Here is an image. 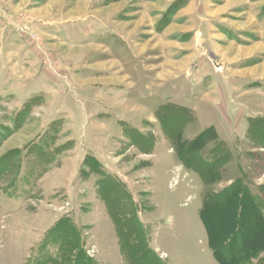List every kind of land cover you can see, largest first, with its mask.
<instances>
[{"label":"rangeland","instance_id":"rangeland-1","mask_svg":"<svg viewBox=\"0 0 264 264\" xmlns=\"http://www.w3.org/2000/svg\"><path fill=\"white\" fill-rule=\"evenodd\" d=\"M252 198L264 0H0V264H218Z\"/></svg>","mask_w":264,"mask_h":264},{"label":"trees","instance_id":"trees-1","mask_svg":"<svg viewBox=\"0 0 264 264\" xmlns=\"http://www.w3.org/2000/svg\"><path fill=\"white\" fill-rule=\"evenodd\" d=\"M235 192V190L230 192L232 195L231 197L234 199L236 194ZM224 200H226V196L224 197ZM210 204L213 203L206 200L204 201L203 206L200 209V219L206 229L208 245L212 251V255L218 264H264V230L261 232L262 234L260 233L258 237H255L254 240L252 239L253 243H255L253 247L250 246L251 243H249V245H247V243L239 244L238 250L228 248L225 243L224 245L217 246L216 243L222 241L220 239L221 233L214 237L205 219L206 209ZM252 206L253 209H256L255 211L258 217V224H260V226L264 229V206L256 203L255 199Z\"/></svg>","mask_w":264,"mask_h":264}]
</instances>
